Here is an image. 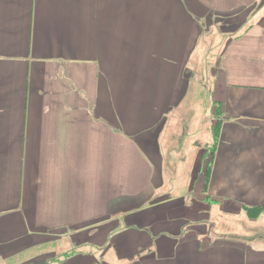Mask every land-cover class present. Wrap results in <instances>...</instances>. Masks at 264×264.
<instances>
[{"label": "crops", "instance_id": "0c3cea01", "mask_svg": "<svg viewBox=\"0 0 264 264\" xmlns=\"http://www.w3.org/2000/svg\"><path fill=\"white\" fill-rule=\"evenodd\" d=\"M224 17L204 104L193 67ZM247 207L264 0H0V264H264L258 231L229 225Z\"/></svg>", "mask_w": 264, "mask_h": 264}, {"label": "rangeland", "instance_id": "374dc122", "mask_svg": "<svg viewBox=\"0 0 264 264\" xmlns=\"http://www.w3.org/2000/svg\"><path fill=\"white\" fill-rule=\"evenodd\" d=\"M215 23H217L215 26H213L214 24L211 26H208V28H207L208 33L205 34V36H204V37H206V38H204L206 46L208 48L210 47L209 48L210 53L206 54L205 60L202 62L203 65L199 62L196 66L193 67L194 71L197 73V76L199 77L198 86L202 92V100L204 101V104H206L209 100L208 99L209 91H207V89L209 86H211L210 85L211 80L209 79V78H212L211 68L214 67L216 64L214 54L216 55L218 53V50H220V48L221 49L223 48L226 39L228 37H230V35H234L231 32L232 26L234 25V21L231 20L229 17H224L222 19L219 18ZM202 69L204 70L203 75H202V73H200V71H202ZM183 110L180 109L181 113L183 112ZM95 163H96L95 158H87L86 159V166H88V165L93 166V165H95ZM198 176H200L201 180H199V181H201V184H203V186H205L207 176L205 178L204 173L202 174L200 172H197L194 174L193 180H196V182H198V179H196ZM95 192H96V190L93 188L92 185H90L89 189L86 190V197L92 198L94 196ZM203 193H205V189L203 190ZM205 202L213 204L212 201H207L206 195H204V203ZM200 207H202V205ZM203 209H204V211H206L208 209V207L203 206ZM213 212L217 213L218 210L215 209ZM206 213L207 212H204V214H206ZM215 213H213V215H215ZM263 214H264V209H262V213L260 215L257 216V214H256L255 216L250 217L251 221H252V222H250V224H246L245 220H239V219L235 218L236 221L235 222L230 221L229 225L232 228H234L233 231L235 233H248V232H240V231L246 230V228L249 226H251V228H255L258 232H249V235L254 236L256 244L264 245V232H263V227H262L264 224V222H263L264 221V218H263L264 215ZM208 216H211V212H210V215H208ZM261 218H263V220H261L259 222L258 220H260ZM243 222H244V224H243ZM221 224H223V226L226 227V222L221 223ZM220 229H223V228H220ZM223 233H228V232H223ZM102 240H103V237H100L98 240L99 243H101ZM205 240L207 241V239H205ZM64 244L65 245H63V247H67L68 240H66ZM64 249H66V248H64ZM149 255L150 254H148V251L144 250L142 252L141 256L140 255L137 256V258H135V260L132 264H145ZM111 259H112L111 257H107L105 259L107 264H114V262ZM140 259H141V263L139 262ZM125 264H129V263L126 261Z\"/></svg>", "mask_w": 264, "mask_h": 264}, {"label": "trees", "instance_id": "16d2710c", "mask_svg": "<svg viewBox=\"0 0 264 264\" xmlns=\"http://www.w3.org/2000/svg\"><path fill=\"white\" fill-rule=\"evenodd\" d=\"M246 209H247L249 217H252V216H255L256 214L257 216L260 215L262 213L263 208L247 207Z\"/></svg>", "mask_w": 264, "mask_h": 264}]
</instances>
